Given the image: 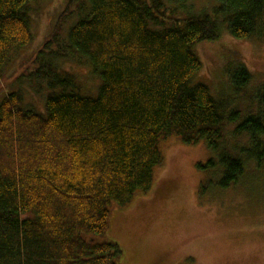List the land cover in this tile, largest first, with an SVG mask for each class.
I'll return each instance as SVG.
<instances>
[{
    "label": "trees",
    "instance_id": "obj_1",
    "mask_svg": "<svg viewBox=\"0 0 264 264\" xmlns=\"http://www.w3.org/2000/svg\"><path fill=\"white\" fill-rule=\"evenodd\" d=\"M40 1L0 0V83L34 42L31 6ZM194 1L68 0L15 79L37 94L47 84L45 113L27 108L15 84L0 100V264H119L123 251L107 238L111 211L151 191L162 141L205 142L223 153L220 165L211 159L198 168L218 165L224 189L245 170L236 143L223 151L226 126L248 113L233 137L247 135L252 150L264 149L263 119L249 108L230 110L196 82L197 46L225 34L264 43V0H208L200 10ZM69 59L91 64L101 79L97 96L74 88L60 64ZM235 72L243 92L250 74Z\"/></svg>",
    "mask_w": 264,
    "mask_h": 264
},
{
    "label": "rangeland",
    "instance_id": "obj_2",
    "mask_svg": "<svg viewBox=\"0 0 264 264\" xmlns=\"http://www.w3.org/2000/svg\"><path fill=\"white\" fill-rule=\"evenodd\" d=\"M208 2L191 4L200 10L211 7ZM67 3L42 0L31 6L34 42L15 55L8 77L1 80L0 100L15 84L25 93L27 108L45 113L44 101L50 93L47 84L37 94L35 85L15 79L29 68L36 51L53 33ZM77 15L64 24L65 33L76 23ZM196 53L203 63L197 83L207 85L215 99L230 110L249 108L251 116L264 120V105L259 102L264 98L263 42L236 40L225 34L217 42L197 46ZM60 64L73 76L76 90L85 96L98 95L101 79L87 60H60ZM239 67L250 74L243 92L232 79ZM247 119L244 112L238 123L224 130L227 142L223 151L236 143L237 154L245 161L239 181L226 189L219 185L222 172L218 165L198 168L211 159L219 164L223 153L209 150L205 142L187 145L176 138L161 142L163 162L155 169L151 191L139 193L128 206H115L111 211L107 238L123 251L119 264H264V159L256 161L264 158V149L252 150L247 135L233 137ZM260 140L264 145V135Z\"/></svg>",
    "mask_w": 264,
    "mask_h": 264
}]
</instances>
